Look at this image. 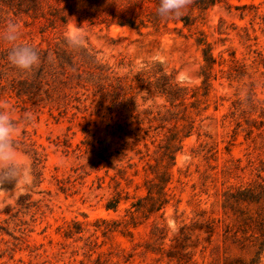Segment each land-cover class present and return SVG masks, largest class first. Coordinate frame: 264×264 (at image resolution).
<instances>
[{
    "label": "rangeland",
    "instance_id": "374dc122",
    "mask_svg": "<svg viewBox=\"0 0 264 264\" xmlns=\"http://www.w3.org/2000/svg\"><path fill=\"white\" fill-rule=\"evenodd\" d=\"M194 2L0 0L41 60L0 44L28 164L0 185V264H264V0Z\"/></svg>",
    "mask_w": 264,
    "mask_h": 264
},
{
    "label": "clouds",
    "instance_id": "9594fccd",
    "mask_svg": "<svg viewBox=\"0 0 264 264\" xmlns=\"http://www.w3.org/2000/svg\"><path fill=\"white\" fill-rule=\"evenodd\" d=\"M190 0H159L155 9L157 16L163 19L179 18L189 5ZM21 30L16 21H9L0 28V44L6 45L7 63L22 74H30L41 62L40 55L33 45L21 40ZM67 43L79 45L78 34L69 35ZM25 123L32 120L31 114L22 117ZM17 121L9 111L0 109V185L15 184L27 180L28 164L26 154L19 148Z\"/></svg>",
    "mask_w": 264,
    "mask_h": 264
},
{
    "label": "trees",
    "instance_id": "16d2710c",
    "mask_svg": "<svg viewBox=\"0 0 264 264\" xmlns=\"http://www.w3.org/2000/svg\"><path fill=\"white\" fill-rule=\"evenodd\" d=\"M218 0H195V5L201 9H206L207 7L213 5L215 2H217ZM201 43V45H204L202 47V53H203V59L206 62L207 67H210L214 62H215V58L212 56L211 52H210V46L209 44L204 41V40H199ZM208 84L205 83L204 87L207 86Z\"/></svg>",
    "mask_w": 264,
    "mask_h": 264
}]
</instances>
